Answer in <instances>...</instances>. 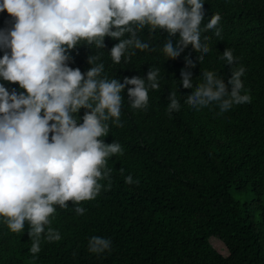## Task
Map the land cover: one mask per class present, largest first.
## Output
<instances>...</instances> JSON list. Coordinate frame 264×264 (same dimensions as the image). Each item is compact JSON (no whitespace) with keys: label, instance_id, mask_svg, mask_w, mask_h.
I'll return each mask as SVG.
<instances>
[{"label":"clouds","instance_id":"obj_1","mask_svg":"<svg viewBox=\"0 0 264 264\" xmlns=\"http://www.w3.org/2000/svg\"><path fill=\"white\" fill-rule=\"evenodd\" d=\"M229 1L0 0V11L14 20L0 29V49H6L0 80L23 89L0 83V222L13 233L27 229L32 259L42 240L61 239L53 227L58 211L70 206L77 215L88 213L112 189L128 146L113 136L104 141L107 121L110 129H122L149 114L163 62L183 57L176 69L182 79L166 93L170 113L186 109L183 99L197 109L215 105L221 113L254 102V92L244 90L246 68L237 63L242 38L264 33V7L253 9L264 0H248L251 7L239 11L222 7ZM149 37L159 41V52ZM130 49L150 53V67L117 77ZM205 55L217 67L199 68ZM193 72L202 77L196 85ZM125 108L132 114L126 109L123 116ZM148 133L129 135L144 159L156 156ZM125 182L139 181L129 174ZM111 244L93 235L87 249L101 254Z\"/></svg>","mask_w":264,"mask_h":264},{"label":"trees","instance_id":"obj_2","mask_svg":"<svg viewBox=\"0 0 264 264\" xmlns=\"http://www.w3.org/2000/svg\"><path fill=\"white\" fill-rule=\"evenodd\" d=\"M245 5L251 7L248 0H230L222 7L239 11ZM255 5L256 10L264 7L263 1ZM13 23L6 10L0 11V29H10ZM242 40L237 66L246 68L244 90L254 92V102L221 113L215 105L197 109L183 99L186 109L170 113L166 93L175 79H182L176 69L183 57L163 62L149 114L126 121L122 129H110L113 122L107 121L104 141L111 143L113 136L128 150L113 172L112 189L96 201L101 203L83 215L70 206L58 211L53 227L61 239L42 240L36 259L29 252L27 229L13 233L0 222V264H264V33ZM147 43L159 52L156 38L149 37ZM4 51L0 49V56ZM129 52L117 77L141 75L150 67V53ZM217 65L211 55L198 64ZM192 79L194 85L202 81L194 72ZM0 83L10 91H23L17 82ZM143 131L152 134L153 158L134 152L139 145L129 135ZM129 174L139 182L126 183ZM93 235L110 238V250L89 252ZM211 237L223 243L226 256L211 246Z\"/></svg>","mask_w":264,"mask_h":264},{"label":"rangeland","instance_id":"obj_3","mask_svg":"<svg viewBox=\"0 0 264 264\" xmlns=\"http://www.w3.org/2000/svg\"><path fill=\"white\" fill-rule=\"evenodd\" d=\"M235 197H236V194H235ZM210 244L217 252H219L223 256H226V254H227L226 249L220 240H218L215 237H211L210 238Z\"/></svg>","mask_w":264,"mask_h":264},{"label":"bare ground","instance_id":"obj_4","mask_svg":"<svg viewBox=\"0 0 264 264\" xmlns=\"http://www.w3.org/2000/svg\"><path fill=\"white\" fill-rule=\"evenodd\" d=\"M8 83V82H7ZM9 86V85H8Z\"/></svg>","mask_w":264,"mask_h":264}]
</instances>
